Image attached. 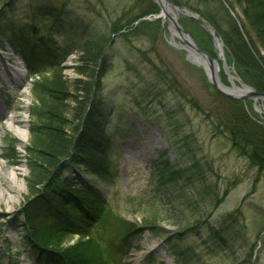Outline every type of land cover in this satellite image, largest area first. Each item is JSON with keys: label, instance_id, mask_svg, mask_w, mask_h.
<instances>
[{"label": "rangeland", "instance_id": "rangeland-1", "mask_svg": "<svg viewBox=\"0 0 264 264\" xmlns=\"http://www.w3.org/2000/svg\"><path fill=\"white\" fill-rule=\"evenodd\" d=\"M8 1L0 0V7ZM43 5H51L53 14L60 9L59 19L82 24L84 35L111 37L108 69L98 95L106 107L104 126L113 137L111 157L118 163V172L99 189L117 221L154 225L131 237L116 255L110 249L113 263L136 264L138 258L137 264H183L179 255L184 254V264H264V173L259 174L248 160L238 156L225 138L212 134L202 110L210 103L214 87L204 68L186 58L184 48L168 42L172 38L168 22L161 23V34L155 37L124 38L112 33V22L126 23L143 9L144 4H138V0H13L12 16L16 23L36 16L40 32L46 35L52 19L38 11ZM152 15L142 18L151 19ZM183 16L188 17L180 13L179 22L187 31ZM174 39L182 44L177 36ZM214 50L215 54L219 51L216 46ZM59 51L68 53L59 64L64 81L61 89L72 92L73 80L82 76L77 70L79 52ZM56 63L52 59L40 66L43 72L31 73L21 54L0 39V107L5 109L0 113V163L16 172L12 185L0 181V192L9 190L12 196L0 202V264H39L30 255L25 240V213L37 206L31 203L33 195L27 189L25 146L33 145L28 128L32 119L29 111L38 103L33 83L52 79ZM159 71L167 73L166 84L157 76ZM219 73L220 78L221 73L225 75L227 83H223L232 87L224 71L220 69ZM171 80L175 86L170 87ZM157 89L159 94L154 92ZM66 103L73 112L64 132L71 135L78 123L74 117L76 106L70 99ZM256 104L264 110V101ZM13 115L18 122L10 125ZM13 140L18 143L12 149ZM161 152L174 167L194 162L197 167L191 181L167 179L169 182L158 194L154 192L159 182L154 174L159 177L155 166L160 163ZM76 174V178L90 177L82 171ZM65 175L75 178L74 173ZM235 209L238 212L234 213ZM229 212L232 217L227 219ZM222 224L229 227L226 236L222 234L217 243L208 240L206 232ZM98 235L97 242L103 249L113 247L116 239L109 230L99 229ZM84 240L81 235L64 234L60 246ZM93 245L95 242L87 243L91 253Z\"/></svg>", "mask_w": 264, "mask_h": 264}, {"label": "trees", "instance_id": "trees-1", "mask_svg": "<svg viewBox=\"0 0 264 264\" xmlns=\"http://www.w3.org/2000/svg\"><path fill=\"white\" fill-rule=\"evenodd\" d=\"M170 1L187 6L211 25L223 42L224 57L233 73L255 91L264 93V0ZM138 4H144V7L131 20L112 22V33H119L124 38L160 36V19L142 18L158 13L157 4L151 0H138ZM38 11L52 19L46 35L40 32L36 16L30 17V21L29 17H24L26 21L15 22L13 0L0 7V39L21 54L31 73L39 74L43 72L39 69L41 65L57 60L52 67L56 71L54 77L44 80L45 83L34 81L32 86L38 103H34L29 111L32 119L28 128L33 145L25 146L28 156L26 184L33 195L31 203L36 202L37 206L25 213V240L30 255L39 264H114L110 249L116 255L128 245L131 237L138 235L143 228L153 229L154 225L139 226L124 219L117 221L104 192L99 189L100 184L111 181L112 175L118 172V163L111 157L113 137L104 126L106 107L98 95L102 77L108 69L107 46L111 37L84 35L82 24L59 19L60 9L53 14L51 5L38 7ZM186 20L191 23L189 27ZM182 22L196 44L215 57L210 34L190 17L183 16ZM62 49L79 52L77 70L82 76L73 80L72 92L61 89L64 81L59 64L68 54L67 51L60 53ZM157 76L163 84L167 83V73L159 71ZM221 78L227 83L223 73ZM170 82V87L176 85L172 80ZM154 92L159 94L160 89ZM68 99L75 103L74 117L78 120L71 135L64 132L68 116L73 112L66 103ZM205 110L202 112L212 134L225 138L238 156L248 160L259 174L264 173V113L256 112L250 100L228 98L215 89ZM17 143L13 140L11 148ZM159 157L160 163L155 166L159 177L154 174L159 182L154 192L162 193L163 185L169 182L167 179L191 181L197 162L174 167L168 163L164 152L159 153ZM80 171L90 177L76 178ZM67 172L74 173L75 178L65 175ZM231 217L232 212H229L225 218ZM103 228L115 236L113 247L103 249L97 242L99 229ZM228 229L224 224L210 228L206 232L207 239L217 243ZM64 234L81 235L85 240L61 247ZM93 242L91 253L87 250V243ZM179 257L185 263V255Z\"/></svg>", "mask_w": 264, "mask_h": 264}, {"label": "water", "instance_id": "water-1", "mask_svg": "<svg viewBox=\"0 0 264 264\" xmlns=\"http://www.w3.org/2000/svg\"><path fill=\"white\" fill-rule=\"evenodd\" d=\"M160 8L159 13H157L154 18H160L161 23L164 21L168 22V29L170 30V24L175 27L177 32V37L182 41V44H177L171 42V39L168 41L171 45L184 48L186 52V58L188 59V55L190 54L193 58H195L196 65L203 67L206 64L210 69V75L207 74L209 81L214 86L215 90L221 95L233 98L240 99L243 101L252 100L253 108L256 111H261L260 106L256 104L258 100L264 101V93L255 91L251 86L244 83L238 77L233 75L230 66L227 64L225 57L221 53V50L218 48L217 58L212 57L207 51L200 48L192 36L186 31L179 22L180 13L183 15H187L195 20L197 23L203 27L211 36V39L216 46V42L219 43L220 48H223V43L219 39V37L214 33V29L211 25H209L205 20L199 17L197 13L192 11L190 8L186 6L176 5L170 0H153ZM171 33V32H170ZM217 47V46H216ZM220 62V63H219ZM204 68V67H203ZM220 68L226 74L230 84L232 87L225 85L220 78ZM218 69V73L216 74V70ZM205 70V69H204Z\"/></svg>", "mask_w": 264, "mask_h": 264}, {"label": "bare ground", "instance_id": "bare-ground-1", "mask_svg": "<svg viewBox=\"0 0 264 264\" xmlns=\"http://www.w3.org/2000/svg\"><path fill=\"white\" fill-rule=\"evenodd\" d=\"M169 27H170V32H171V35H172L171 42L177 43L175 41V39H174L177 36L176 29L172 25V23L170 24ZM177 44H179V43H177ZM216 46L222 52V48H220L218 42H216ZM188 60L191 61L192 63H195L196 62L195 58H193L190 54L188 55ZM203 67H204L205 71L207 72V74L210 75V69H209V67L206 64H204ZM217 73H218V69L216 70V74ZM14 80H19V78H14ZM0 110H1L0 113L3 114L5 109H4V107H0ZM9 121H10V125H11V124H14V123L18 122V119L16 118L15 115H13V116H11L9 118ZM15 173L16 172H15V169L14 168H12V167L5 168V164L2 163V162L0 163V181L3 180L7 184L12 185L14 183V181H15V178H16V176H15L16 174ZM2 186H3V184H1V187ZM18 191H19V189H18ZM9 192H10L9 190H6L5 192H0V202L10 200L9 198H11L12 196L9 195ZM135 260H136V264H137V262L139 261V259L136 258Z\"/></svg>", "mask_w": 264, "mask_h": 264}]
</instances>
